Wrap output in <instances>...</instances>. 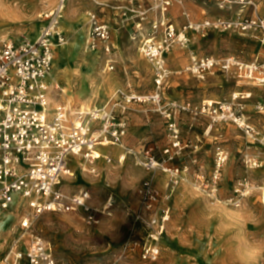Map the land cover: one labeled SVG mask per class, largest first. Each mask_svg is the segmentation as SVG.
Returning a JSON list of instances; mask_svg holds the SVG:
<instances>
[{
  "label": "rangeland",
  "instance_id": "rangeland-1",
  "mask_svg": "<svg viewBox=\"0 0 264 264\" xmlns=\"http://www.w3.org/2000/svg\"><path fill=\"white\" fill-rule=\"evenodd\" d=\"M8 1L2 3L9 5L11 11L0 7V45L11 40H35L47 22L46 14L60 0H45L47 4L30 0L22 11L17 8V2ZM121 2L67 0L61 19V31L67 41L56 55L52 80L59 87L52 94L54 106L67 101L79 109L83 104L78 98L85 97L90 100L88 106L96 103L95 106L101 107L117 93L142 98L159 93L154 70L135 39L131 20L112 10L113 6L127 7ZM90 9L101 13L112 28L114 71H107L106 56L101 50L93 55L86 52ZM183 11L188 12L189 18L183 16ZM227 12L218 8L216 0H182V4L176 3L170 9L169 18L182 30L188 20L198 24L229 19L231 13ZM74 16L84 19L74 20ZM186 36V46H175L165 56L171 74L160 94L161 102L130 104L129 145L133 147L140 139L148 138L147 148L127 155L122 164L119 163L122 151L116 155L108 153L113 162L101 160L99 175L86 172L76 177L82 172L81 162L78 159L72 164L74 176L67 178L64 189L69 193L89 190L91 205L99 211L113 197V207L104 215L99 214L97 225H88L80 214L47 212L38 216L25 232L21 223L30 210L20 205V214L4 222V231L0 226V264H5L13 241L23 233L40 235L49 242L57 264H240L241 259L254 255L249 241L264 238V93L233 75L216 73L202 80L186 69L192 56H235L251 62L264 56V46L237 32L188 30ZM243 92L253 93V99H238V103L246 120L255 128L254 137L231 121L212 125L208 117L181 112L176 116L181 144L173 148L169 120L164 115L166 108L231 100L233 94ZM148 149L153 150L149 155L160 164L152 175H168L165 186L156 183L154 186L164 197L163 205L170 210L169 224L165 225L160 241L161 257L154 262L143 260L141 248L133 244L144 236L132 217L139 209L138 187L148 180L154 182L144 165L149 157ZM220 151L226 156L222 164L218 162ZM166 168L180 170L170 189L167 185L172 179L164 171ZM216 177L217 195L211 198L207 185ZM169 229L175 233L172 253L166 249ZM260 264H264V259Z\"/></svg>",
  "mask_w": 264,
  "mask_h": 264
},
{
  "label": "built area",
  "instance_id": "built-area-1",
  "mask_svg": "<svg viewBox=\"0 0 264 264\" xmlns=\"http://www.w3.org/2000/svg\"><path fill=\"white\" fill-rule=\"evenodd\" d=\"M124 2L127 7L113 8L133 22L135 39H138L141 51L155 73L157 96L142 98L117 93L102 107L74 109L65 103L52 107L49 80L54 72L56 49L67 41L66 34L61 31L67 0H60L57 7L46 14L47 22L35 40H11L0 45V207L9 210L16 205H25L30 210L21 223L25 232L38 216L47 212L80 214L88 225H97L99 214L104 215L113 207V197H109L103 210L99 211L91 205L89 190L84 188L69 193L64 189L67 178L74 176L72 164L79 159L89 165L90 174L99 175L100 160L108 164L113 162V158L101 152L102 148L124 150L119 157L121 164L127 155L134 154L125 144L130 127L129 106L133 102H161L160 94L171 74L165 56L175 46L188 44V30L237 32L264 46V15L258 12V0H216L220 10L232 11L234 5H241L242 11L252 8L253 12L250 16L240 14L236 18L206 20L198 24L188 20L182 30L177 29L169 18L170 9L176 3L182 4V0ZM182 14L189 18L187 11ZM87 15L90 23L86 52L101 50L106 56L108 70L112 71L116 63L112 28L96 10H90ZM186 71L202 80L216 73L233 75L252 83L264 93V56L251 62L235 56H192ZM251 97V93L233 94L231 100L204 101L197 107L187 104L166 108L164 115L169 120L173 148L181 144L176 121L181 112L208 117L212 125L231 121L248 136L254 137L255 128L246 120L242 105L238 103V99ZM144 146L147 148V144ZM151 151L148 149L147 154ZM147 159L145 169L160 167L154 157L149 155ZM225 160V153L218 152L219 164ZM164 171L171 176L167 186L170 189L180 170L166 168ZM215 179L207 185L211 198L217 195L218 178ZM155 187L150 180L138 187L139 209L132 216L144 232V236L133 242L134 247L141 248L142 259L151 262L160 258V241L170 220V210L163 205L164 197ZM23 234L13 241L5 264H57L49 242L37 234H30L23 242Z\"/></svg>",
  "mask_w": 264,
  "mask_h": 264
},
{
  "label": "crops",
  "instance_id": "crops-1",
  "mask_svg": "<svg viewBox=\"0 0 264 264\" xmlns=\"http://www.w3.org/2000/svg\"><path fill=\"white\" fill-rule=\"evenodd\" d=\"M93 1V0H92ZM258 3H259V5H258V12H259V14L260 15H264V2H261L260 0H258ZM108 4V3H107ZM121 4H125V2H124V0H122V2H121ZM109 5V4H108ZM112 5V4H111ZM119 5H120V3H119ZM66 6H67V4H66ZM113 6V5H112ZM115 6H117V5H115ZM121 6V5H120ZM114 7V6H113ZM241 9H243V7L241 6V5H234L233 6V10L232 11H228L227 13L228 14H230V15H228V18H236L238 15H242V16H250L251 14H252V12H253V9L252 8H245L243 11L241 10ZM90 10H95V9H90ZM89 10V11H90ZM112 10H114V11H117V13L119 14H121V12H118L119 10H116V9H114V8H112ZM88 11V12H89ZM88 12H87V14H88ZM98 12V11H97ZM224 12V11H223ZM233 13H235L236 15L233 17ZM98 14L101 16V18L105 21V22H107L108 24H110L107 20H105L103 17H102V15H101V13H99L98 12ZM230 16V17H229ZM152 18H153V16H151L150 15V20H152ZM73 19L74 20H76V19H84V17H78V16H74L73 17ZM88 23V22H87ZM131 23H132V26H133V31H134V34H135V28H134V24H133V22L131 21ZM146 26V28L148 27V24H146L145 25ZM73 28V27H72ZM246 37H248V36H246ZM114 46V45H113ZM62 47H60V48H57L56 49V55H57V53H58V51H59V49H61ZM88 54H91V55H93V54H95V53H97V52H93V53H90V52H87ZM55 58H56V56H55ZM238 58V57H237ZM114 59H115V54H114ZM56 60V59H55ZM94 61H96V60H94ZM115 62H116V60H115ZM106 64H107V62H106ZM115 67H116V63H115ZM106 68H107V66H106ZM54 69H55V62H54ZM115 70V69H114ZM114 70H112V71H114ZM107 71L108 72H111V71H109L108 70V68H107ZM215 74H213V75H209V76H214ZM53 77H54V75L50 78V80H49V85L51 86V88H52V94H53V91L55 90V89H59V87L58 86H56L55 84H53V82H52V79H53ZM247 82V81H246ZM250 90V89H249ZM257 91V90H256ZM247 93H251L252 94V97L250 98V99H253V93L252 92H247ZM52 94H51V102H52ZM240 94H246V93H240ZM262 94H263V91H262ZM264 95V94H263ZM115 96H116V94H115ZM115 96H112L111 98H109L108 99V101L104 104V105H106L107 103H109V101L110 100H112ZM250 99H247V100H250ZM69 104L71 107H73L74 108V106L70 103V102H67V101H64V102H61L60 104ZM96 104V103H95ZM95 104L94 105H92V106H87L86 108H89V107H98V106H95ZM59 105V104H58ZM104 105H102V106H104ZM57 106V105H56ZM101 106V107H102ZM52 107H55L54 105H53V103H52ZM80 109V108H79ZM129 109H130V106H129ZM262 113H264V112H262ZM127 118H128V120H129V124H130V127H131V119H130V117H129V111H128V113H127ZM130 127H129V131H128V135H127V137H126V141H125V144H126V146L128 147V149H130V150H133V153H138V150H141V149H143L145 146V144H149V140H148V138H142V139H140L139 141H138V143L135 145V146H133V147H130V145H129V135H130ZM110 149H113V150H110ZM111 151L113 152L114 151V153H111ZM120 151H122L123 153H124V150H122L121 148H118V147H107V148H102L101 149V152L104 154V155H107V156H109V157H111V158H113L112 156H110V155H108V153L109 154H111V155H116V154H118ZM122 154V153H121ZM121 154L119 155V157L121 156ZM123 155V154H122ZM101 161V160H100ZM100 161L98 162V164H100ZM105 161V160H104ZM106 162V161H105ZM107 163V162H106ZM148 171H150L149 173H151L153 170H148ZM153 173H155V172H153ZM151 177L153 178V180H154V175H152V173H151ZM152 181V180H151ZM153 182V181H152ZM155 182H153V184H154ZM158 187V186H157ZM159 188V187H158ZM168 205V204H167ZM0 209H2L1 207H0ZM4 210V209H3ZM6 211V210H5ZM169 224V223H168ZM167 225V224H166ZM161 245H162V243H161ZM160 257H161V255H160ZM160 259V258H159Z\"/></svg>",
  "mask_w": 264,
  "mask_h": 264
},
{
  "label": "bare ground",
  "instance_id": "bare-ground-1",
  "mask_svg": "<svg viewBox=\"0 0 264 264\" xmlns=\"http://www.w3.org/2000/svg\"><path fill=\"white\" fill-rule=\"evenodd\" d=\"M3 1H5V0H0V7L2 8V10H5V11H7V12H9V11H11V7L9 6V5H7V4H4V3H2ZM10 1H13V2H17V8L19 9V10H24V8H25V4H27L28 2H30V0H9L8 2H10ZM42 1H44V3L45 4H47V1L45 2V0H42ZM49 2V1H48ZM49 4V3H48ZM46 6H48V5H46ZM0 8V9H1ZM66 8H67V6H66ZM68 23V22H67ZM69 24V23H68ZM73 25V24H72ZM78 28V27H77ZM77 30V29H76ZM79 30V29H78ZM53 80V79H52ZM158 95V93H156V95L155 96H157ZM87 97V96H86ZM78 101H80L81 102V105L83 104V106L81 107L82 109H85L87 106H88V102L90 101V100H87L85 97L83 98V97H79L78 98ZM80 161V160H79ZM81 163H80V166H82L81 168H82V172H80V174H76L75 176L76 177H79L80 175H82V174H84V173H86V172H89L90 171V168H89V165L86 163L85 164V162H82V161H80ZM112 172V171H111ZM96 178H99V176H96ZM179 180V179H178ZM167 181H168V175H164V174H162V173H156V174H154V182L159 186V187H163V186H165L166 185V183H167ZM179 184V183H178ZM174 185V184H173ZM172 185V186H173ZM168 186V185H167ZM174 189V188H173ZM170 197V196H169ZM21 209L22 208H20V205H16V206H13V207H11L9 210H0V226H3V227H1L2 228V230L4 231V228H5V224L6 223H4V222H6V221H11V219L12 220H14L15 218H16V216L18 215V214H20V212H21ZM24 218V217H23ZM2 234V233H1ZM169 235L170 236H168V240L166 239V249L168 250V251H170V253H172L173 252V248H174V242L172 241L173 240V238H172V236L173 235H175V233L171 230V229H169ZM23 238H22V241L23 242H26V240L29 238V236H30V234L29 233H24L23 234ZM164 238H165V236H164Z\"/></svg>",
  "mask_w": 264,
  "mask_h": 264
},
{
  "label": "clouds",
  "instance_id": "clouds-1",
  "mask_svg": "<svg viewBox=\"0 0 264 264\" xmlns=\"http://www.w3.org/2000/svg\"><path fill=\"white\" fill-rule=\"evenodd\" d=\"M249 244L252 245L254 255L241 259L240 264H260L264 259V238L250 240Z\"/></svg>",
  "mask_w": 264,
  "mask_h": 264
}]
</instances>
